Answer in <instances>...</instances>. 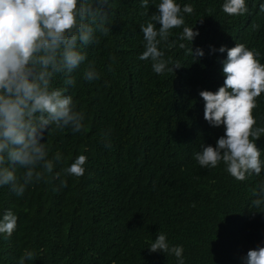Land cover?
I'll return each instance as SVG.
<instances>
[{
	"label": "trees",
	"instance_id": "1",
	"mask_svg": "<svg viewBox=\"0 0 264 264\" xmlns=\"http://www.w3.org/2000/svg\"><path fill=\"white\" fill-rule=\"evenodd\" d=\"M160 2L148 0L142 8L141 0H94L93 7L109 12L111 32H95L100 43L84 49L87 58L73 73L74 86L61 75L52 85L67 87L85 113V127L47 136L50 157L62 156L47 182L28 185L22 196L0 187V218L7 210L18 217L11 236L0 234V264H19L26 251L35 253L26 264H177L172 254L149 253L160 233L170 246L183 247L185 264H244L249 249L264 246V207L252 208L264 169L239 181L223 162L201 168L194 158L202 144L215 146L224 134L223 125L205 121L199 96L224 81L227 53L211 48L243 43L264 64V0H245L248 12L241 16L226 14L225 0H176L181 8L193 6V13L181 14L199 34L191 44L182 41V26L171 30L173 47L160 46L165 59L182 64L174 75L156 74L150 60L138 58L145 43L140 25L150 22ZM190 47H200L204 56L193 61ZM88 62L95 63L98 80L83 79ZM256 103V127H264V93ZM255 143L264 160V135ZM79 155L87 156L84 175H65L62 169ZM22 172L17 169L18 176ZM56 172L66 187H59Z\"/></svg>",
	"mask_w": 264,
	"mask_h": 264
},
{
	"label": "clouds",
	"instance_id": "2",
	"mask_svg": "<svg viewBox=\"0 0 264 264\" xmlns=\"http://www.w3.org/2000/svg\"><path fill=\"white\" fill-rule=\"evenodd\" d=\"M93 3L94 0H0V187L9 186L17 196H22L32 183L47 182L62 161L59 152L50 157L44 142L47 136L65 129L82 133L85 127V113L66 94L67 87L52 85L55 77L61 75L66 86H74L73 73L87 58L84 49L100 43L95 32L103 36L111 32L109 12L93 7ZM148 6V0H141L142 8ZM222 10L230 16L248 12L245 0H225ZM193 11L191 4L181 8L176 0H161L150 22L140 25L145 43L138 58L150 60L156 74L174 75L182 66L178 61L165 59L160 46L173 47L176 42H169L171 30L182 26L178 38L191 44L199 32L193 26H185L181 13ZM259 11L264 12V3ZM252 28L257 30L259 25L253 24ZM178 47L186 46L180 43ZM211 51L227 53L222 61L224 81L215 91L201 90L199 96L204 101L205 121L213 127L223 125L224 134L217 138L215 146L202 144L194 158L201 168H215L223 162L231 176L243 181L264 169L261 149L255 143L264 135V127H256L253 116L256 98L264 93V64L257 59L260 53L243 43L227 49L221 45ZM188 53L193 61L205 54L200 47L194 51L190 47ZM109 59L114 61L115 57ZM109 70H113L111 65ZM82 76L87 81L100 78L94 62L87 63ZM103 142L105 147H111L108 134ZM86 163L87 156L79 155L62 171L78 178L84 175ZM18 168L23 169L19 176ZM53 178L59 180V187L67 186L59 172ZM256 197L252 208L264 207V183ZM17 220L11 210L5 211L0 218V234L11 236ZM147 249L149 253L172 254L177 264H185L183 247L170 246L164 233L158 234ZM34 259L35 253L26 251L19 264ZM243 259L244 264H264V246L249 249Z\"/></svg>",
	"mask_w": 264,
	"mask_h": 264
}]
</instances>
